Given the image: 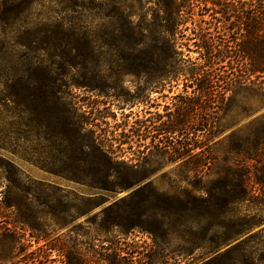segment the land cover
<instances>
[{
  "label": "trees",
  "instance_id": "obj_1",
  "mask_svg": "<svg viewBox=\"0 0 264 264\" xmlns=\"http://www.w3.org/2000/svg\"><path fill=\"white\" fill-rule=\"evenodd\" d=\"M226 1L204 0L219 10ZM65 2L66 7L77 5L96 13L84 20H59L50 15L54 11L46 3ZM188 2L152 0L153 8L139 16L122 0H0V75L4 78L0 141L10 136L34 141V162L41 170L92 192H66L19 171L22 180L38 193L59 203L69 202L61 212L73 219L101 207L98 216L103 228L122 235L133 231L147 234L153 253L168 250L175 256L172 264L179 260H187V264L195 260L199 264H256L252 245L256 238L259 243L261 239L251 232L261 221L256 223L243 205L255 200L250 178L253 185L264 188V127L254 138L232 132L227 138L230 154L213 172L217 179L206 178L217 162L212 151L220 144L216 138L223 131L221 123L234 104L228 94L247 88L264 98V0H248L250 12L238 13L246 39L234 55L225 51L216 58L219 63L230 56L241 59L242 82L235 85L228 76L212 74L199 81L201 69L185 65L175 35L179 12ZM235 11L228 8L217 13L225 16ZM183 74L196 80L193 96H177L172 107L163 114L154 112L152 119L135 115L130 120L132 112L123 113L125 106L130 105V110L137 104H149L152 92L161 93L169 78ZM125 76L138 78L136 89L143 94L118 106L122 123L113 112L112 117L102 116L99 123L100 117H90L73 92L99 91L114 98L110 93ZM3 107L11 111L12 120L5 119ZM145 114L153 113L147 109ZM6 123L10 131L3 129ZM103 125L110 129L106 137L99 133ZM113 128L122 132L117 135ZM113 142L118 144L115 149ZM141 147L154 149L183 167L186 179L182 183L191 180L189 177L199 178L193 179L197 191L183 195L159 192L140 174V151L135 149ZM0 149L6 148L2 145ZM249 161L255 163L256 174L247 169ZM60 192L67 194L58 196ZM103 261L125 264L109 255ZM69 264L87 263L78 257Z\"/></svg>",
  "mask_w": 264,
  "mask_h": 264
},
{
  "label": "rangeland",
  "instance_id": "obj_2",
  "mask_svg": "<svg viewBox=\"0 0 264 264\" xmlns=\"http://www.w3.org/2000/svg\"><path fill=\"white\" fill-rule=\"evenodd\" d=\"M122 1H125L128 9H133L134 13L139 16L146 15L148 9L154 6L152 0ZM67 4L68 2L53 5L46 3V7L54 11L50 15L59 20L79 19L80 17L84 20L94 17L96 13V11H88L87 8L77 5L66 7ZM255 4L257 6V3ZM108 5L110 8V2ZM228 8H235L237 12L225 16L217 13V11ZM42 10L47 11L48 9L42 8ZM242 10L245 15L250 12L248 0H228L220 10L219 7L205 3L204 0H190L179 12L180 23L175 35L178 50L186 60L187 67L195 66L201 69V75L198 76L199 81L204 78L203 76L212 74L215 77L216 75L228 76L229 78L226 77L228 81L236 82L234 85L242 82L243 70L240 58L230 56L222 63L216 61V58L225 51L234 55L238 45H242L246 39L247 34L238 14ZM96 20L99 21V19ZM106 74H109V71ZM3 83L4 78L0 75L1 93L4 88ZM138 84V78L125 76L123 81L110 93L118 98H109L99 91L74 89L73 92L88 113H91V115L88 114L90 117H100V120H97L99 123L102 116L112 117V112L117 115L118 123H122L124 120L122 111L117 108L119 105L123 106L121 104L123 100H131L132 96L143 94L142 91H137ZM195 84L196 80L186 74L173 80L169 78L164 91L151 93L149 104H137L130 110L127 109L130 105L125 106L123 113L128 114L131 111L133 115L130 120L134 119L135 115L152 119L154 112L163 114L167 107H172L177 96L186 94L193 96ZM228 96L232 97L234 104L229 115L221 123L223 131L216 138L220 144L212 151L217 157V162L213 165L210 177L206 179H217L213 172L221 168L225 156L230 154L227 138L232 132L237 131L240 135L254 138L264 127V98L254 95L247 88L239 90L236 94L229 93ZM147 109L153 114H145ZM1 112L8 121L13 119L11 111L6 107L1 108ZM109 121L113 122L111 118ZM7 123L4 124L3 129L10 131L11 128ZM100 130L99 133L106 137L110 129L103 125ZM111 130H117V135L122 132L121 128ZM35 144L34 141L16 140L13 136L0 141V147L3 145L6 148L5 150L0 149V264H69V260L74 262L78 257H81L87 264H103V259L108 255L125 264H132V262L133 264H172L175 261L173 258L175 256L169 255L168 250L155 255L152 251L151 239L147 234L133 231L122 235L117 230L103 228L98 216L101 207L73 219L68 213L61 212L69 202L59 203L54 198H48L47 195L38 193L35 186H30L22 180L19 171L30 179L48 182L59 186L66 192L75 191L82 195L92 193L84 186L41 170L34 162L37 160L33 151ZM117 146L118 144L113 142L114 149ZM122 147L124 151L127 149L126 145ZM135 150L140 151L137 153L141 160L140 174L146 175L159 192L168 195H183L197 191L194 187H198V183L193 179L199 178L189 177L191 180L182 183L181 180L186 179L183 174L184 169L177 163L169 162L165 156L151 148L141 147ZM125 155L132 157L128 153ZM246 165L251 175L256 174V165L253 161L247 162ZM250 179V186L255 192V200L252 204L243 205V209H247L256 223L261 221L251 234H257L261 239L259 243L256 238V242L252 245L256 249L255 262L264 264V188L253 185V178ZM189 185L193 188H189ZM65 194L67 193L60 192L58 196ZM69 197L71 198L70 195ZM261 230L263 233L259 234ZM175 245L177 246L178 243ZM179 261L181 262L178 264H187V260ZM191 264H199V262L195 260Z\"/></svg>",
  "mask_w": 264,
  "mask_h": 264
}]
</instances>
